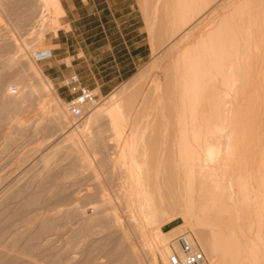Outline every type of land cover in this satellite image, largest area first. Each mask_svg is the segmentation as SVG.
<instances>
[{
	"label": "bare ground",
	"instance_id": "1",
	"mask_svg": "<svg viewBox=\"0 0 264 264\" xmlns=\"http://www.w3.org/2000/svg\"><path fill=\"white\" fill-rule=\"evenodd\" d=\"M142 4L154 61L85 106L81 118L52 100L53 133L66 122L74 127L22 184L0 186V264H145L132 234L151 247L150 262L170 264L177 231L163 228L178 218L194 231L206 264H264V0ZM0 11L23 46L9 37L0 56L15 51L19 58L33 47L22 38L43 27L36 46L42 44L65 15L61 0H0ZM17 57L0 62L1 126L54 90L36 65ZM155 70L161 75L152 76ZM9 83L19 88L15 94ZM50 110L42 109L39 124ZM9 126L0 130V155L28 130L16 129L17 142ZM83 170L107 183L66 197L54 186L84 179ZM116 180L122 183L111 197ZM173 211L181 216L162 222ZM99 249L112 256L109 263L99 261Z\"/></svg>",
	"mask_w": 264,
	"mask_h": 264
},
{
	"label": "rangeland",
	"instance_id": "2",
	"mask_svg": "<svg viewBox=\"0 0 264 264\" xmlns=\"http://www.w3.org/2000/svg\"><path fill=\"white\" fill-rule=\"evenodd\" d=\"M142 2H143V0H130V3L134 5V7L131 9L133 11L132 12V14H133L132 16L136 17L137 20L140 21L139 25L142 26L143 29L145 30L146 37H147V39H148V41L150 43L151 49H152V43H151L152 42V39H151L152 37H151V33L148 30V20H149V16L148 15L149 14H146V12L148 13V8L146 6H143ZM144 7H146L147 11L145 10ZM62 18L60 19V24H59L60 26L57 27V29H54L51 32H47L46 33V39H45V41L42 44L40 43L39 45L36 46V39H37V35H38L37 33L39 32V30L43 29V27H41V29H40V27L39 28L37 27L38 30L36 29L34 31V33L22 38L24 40L26 38V40H28V42H30L29 43L30 46L32 45L34 47L33 48L31 46L32 47V49L30 50L31 53H29V52H27L26 50L23 49V53L25 54V56L22 57V58L21 57L19 58V56L17 57V55H15L16 54L15 51H14L13 54H10V55L6 54V53H3V54L1 53L2 54V56H0L1 64L7 62L8 59L13 55V56L17 57V59L21 62L22 65L26 61L27 62L29 61V62L33 63L41 71V74L48 78L47 72L45 70V66L51 60H41L42 59L41 56L45 55V54L48 55L49 53L52 54L51 51L53 49V46H52L53 39H54L55 34L57 35V32H58L59 29L63 28V29H67L68 30V27L64 26V22H63ZM15 31L16 30H15V27H14L13 23L10 22V20L7 17H5V15L0 11V36H1L0 37V44L2 42L6 41V40L9 41L10 40L9 37H11V40L12 39H17L18 40L19 35L16 34V35H18L16 37ZM94 34H95L94 30H92V29H90V30L81 29V30L74 31V32L70 33L69 34V41H68V45L70 46V51H72L73 54H76L77 51L75 49L80 47V46H82V47L86 48L87 53L93 52V56H94L95 55L94 51H93L94 45L91 44L93 42V40H94ZM13 36H14V38H13ZM75 36H78V38H76ZM19 40H18V47H23L22 46V42H21L22 40H20V41ZM77 42H79L80 45H78ZM39 48H40V50H39ZM152 50H153L152 59L147 64H145L144 67L139 70V72L144 70V68L148 64H150V63H152L154 61V59H155L154 49H152ZM16 52H17V50H16ZM32 53H34V54H32ZM67 64L70 66V60H67ZM76 64L80 65V67H81L80 69L84 73L85 80H89L90 72H89V69H87V62H83V60H80V61H75L74 65H76ZM151 74H152V76H157V75L160 76L161 72H160V70H157V71L155 70L154 73H151ZM34 82H35L34 78L30 77L29 78V83L30 84H34ZM126 83H124V84H126ZM124 84L120 85V87L117 88L115 91H118L119 89H121ZM53 87H54L53 92L49 93V95H44V96L42 95L41 99L40 98L38 99L37 105H36L38 107H36L35 109L34 108L33 109H29L28 111L26 110L25 113L21 112L19 117H17L16 119H14L13 121L10 122L11 124L10 123H5V124L10 125L9 126L10 127L9 131H11V132H9V133H12L10 135H12V136L15 135L16 136V137L14 136L13 138H11V140L15 139V140H17V142L20 141V138L22 137V133L24 135V133L26 131L25 129H28V130L26 131L27 133L25 134V136H23L24 139L22 138L21 142H19L17 145H15L12 149L10 148L9 152L4 153L3 155H0V159H1L0 160V184L4 183V184H1L0 186H4L6 184V182L7 183L8 182L12 183L13 181L14 182L17 181V182H19V184H22L23 181L25 180V178L26 179L29 178L31 167H34L35 165L37 166V164L40 162V160H41L40 156H42L45 152L47 153L48 150H50V148L53 147L54 145H57L59 138L60 137L64 138L65 136H67V134H66L67 131H69V129L74 127V123L66 122V123L62 124L61 128L56 133H53V130L56 129V125L53 124V122H50V121H52L51 119H52V117L54 115V105L52 103V100L55 99V97H57V101H56L57 105H59L61 103L60 105H63L65 107L66 106L69 107V105H67V102H68V100L70 98L69 92L66 89L60 90L57 86L55 87L54 85H53ZM6 89L8 91H10L11 94H15L19 90V88L16 85L12 84V83L7 84L6 85ZM97 91H99V90H94L95 94L99 95L97 97V99H96V101L98 103H99V101L101 102L102 99H104L106 97H109V95L111 94L110 93L108 96H102ZM115 91H113V92H115ZM61 92H65V93L61 94ZM58 102H59V104H58ZM51 106H53V107H51ZM45 107H47V108L52 110V111L50 110L51 111V115L47 116V118H46L47 120L45 119L44 122H43L44 124H39L38 123V119H39L38 117L40 116V113H41L42 109H44ZM59 107L61 109V106H59ZM51 124H53L52 128L48 129V127H51ZM2 125H4V124H2ZM8 125L7 126L5 125V126L8 128ZM5 126H1L0 125V127H1L0 130H2V129L5 130V128H6ZM25 126H26V128H25ZM2 127H5V128H2ZM19 127L21 129H24V131H22V133L20 132L21 135L20 134H16L17 133L16 129L19 128ZM11 128H12V130H11ZM8 138H9V136H8ZM8 138L6 139L7 141L5 140V142H7V143H9V139ZM35 148H38V150L35 151ZM22 157H24V158L26 157L25 158L26 160L24 161L23 160L24 158L22 159ZM7 164H9V165H7ZM5 165H7V166H5ZM38 168H39V166L34 167L33 170L36 171V169L38 170ZM63 168L64 169L65 168L69 169V166L68 165H67V167L64 166L60 170H64ZM33 170H31V173H33L32 172ZM86 172H87L86 170L82 171V175H83L84 179H82V180L79 179L81 181H79V180L75 181L74 180V182L73 181L64 182L65 184H63V182L59 183V184L56 183L58 186L57 185H54V186H56V189H58V188L67 189V186H68L67 190L64 189V191H65V192L63 191L64 193L61 192L63 189L61 191L58 190V192L62 193L63 195L65 194L64 197H66V196L70 195L71 193H73L74 191H75L74 193L80 192V194H82L83 191L85 192L86 190H88L91 193H94V191L96 192L98 190V188L95 187L96 185L98 186L99 184H101L103 182H104L103 184L107 183L106 182L107 180L104 179V175H103V177L100 176L101 178L99 180H94L93 181V180H91L89 174L86 173ZM24 174H25L26 177L24 176ZM19 180L21 181V183H20ZM97 182H98V184H97ZM118 182H120V184H118ZM115 183H114L115 186L118 184L116 187L113 186L112 189H108L107 190V193L109 192L110 196H111V194L113 196L115 195L114 192L117 191V189L119 188V185H121V183H122V180H118V181L116 180ZM94 184H96V185H94ZM49 186H51V185H49ZM114 187H115V189H114ZM113 196H111V197H113ZM68 200H71L70 202L74 201V199H72V198H69ZM88 211H89V215L93 214V211H91V210H88ZM179 212L178 211H176V212L173 211V213L172 212L169 213L168 214L169 217H168V215H166V217L162 220V222L166 221L168 218H171V216L173 217L174 214H175V216H178V217L181 216V212L180 213ZM184 223H185V221H184ZM184 223H183V219L181 220V218H178L176 221H174V222H172L170 224H167L163 228V232L164 233L170 232V231L172 232L174 230L179 232V233H177L176 231H175L176 233L173 232L176 236L175 235L171 236L172 237V238L170 237L171 240L169 239L170 245H171V248H172L173 251H176L175 250V246L173 244L176 243L177 237H179L180 235H182L184 233L191 234L193 236L195 242L197 243V239H196V236L194 234V231H191L190 227H189V229H187L188 226L186 225V223H185V225L187 227L183 228ZM181 226H182L183 229L181 228ZM179 227L182 229L181 233H180L181 229ZM177 228H179L178 230H180V231H178ZM131 240H132L133 245L135 246V248L141 254H144L143 258H142L143 262L145 264H153L152 262H150V259L148 258V255L145 256V254H147L146 253L147 251L148 252L151 251V247L150 246L146 247L144 245L142 239L141 238L140 239L137 238L135 234L131 235ZM97 252H96L97 253L96 256L100 259L99 261H105L106 263L110 262L112 256L109 255V253H107L106 251L104 252V250H100V249L97 250ZM76 256H77L78 259H80L81 256H82V250L78 251ZM159 263L160 264H165L160 259H159ZM79 264H82V263H79Z\"/></svg>",
	"mask_w": 264,
	"mask_h": 264
},
{
	"label": "crops",
	"instance_id": "3",
	"mask_svg": "<svg viewBox=\"0 0 264 264\" xmlns=\"http://www.w3.org/2000/svg\"><path fill=\"white\" fill-rule=\"evenodd\" d=\"M67 29H59L53 39L52 55L46 66L48 78L60 90L67 78L78 75L82 85L108 96L139 72L153 57V50L140 21L132 16L130 0H61ZM81 29L94 30L93 52L86 48L70 51L69 34ZM78 38V36H75ZM80 45L79 42H77ZM70 60V66L67 64ZM87 62L89 80L75 61ZM74 73V74H73ZM64 83V84H63ZM68 91V90H67ZM65 92H61L64 94ZM70 95V94H69Z\"/></svg>",
	"mask_w": 264,
	"mask_h": 264
},
{
	"label": "built area",
	"instance_id": "4",
	"mask_svg": "<svg viewBox=\"0 0 264 264\" xmlns=\"http://www.w3.org/2000/svg\"><path fill=\"white\" fill-rule=\"evenodd\" d=\"M51 53L48 55H42V60L49 59ZM69 94L70 98L67 102L70 111L73 116L81 118L84 116V107L92 105L97 99V94L94 90L89 87L82 85L78 75H73L67 78L64 85ZM177 244L179 245V251H174L170 257V264H206V258L201 247L196 244L193 236L189 233H184L177 237Z\"/></svg>",
	"mask_w": 264,
	"mask_h": 264
}]
</instances>
